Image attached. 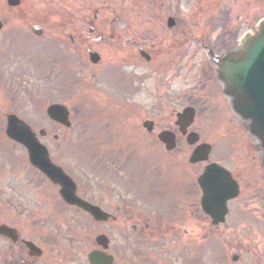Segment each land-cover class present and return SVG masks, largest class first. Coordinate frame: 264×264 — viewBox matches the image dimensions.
Segmentation results:
<instances>
[{
    "label": "rangeland",
    "instance_id": "obj_1",
    "mask_svg": "<svg viewBox=\"0 0 264 264\" xmlns=\"http://www.w3.org/2000/svg\"><path fill=\"white\" fill-rule=\"evenodd\" d=\"M22 2V11L31 8L40 12L48 25L47 29L43 26L45 34L40 38H35L29 26L14 33L12 30L6 31L5 36H0V80H3L1 84L4 91H10L9 95L6 94V98H3L7 99L6 107L2 104L0 106L18 113L36 130L47 127L52 129L53 134L59 133L60 141L51 137L47 143L54 159L76 174L85 187L88 182L91 189L95 190L101 186L108 174L102 168L104 161L101 151H95L104 146L107 137H120L117 141L122 144L127 140L134 141L135 136L131 135L130 130L136 129L135 119L139 123L152 118L158 128L166 127L174 120L172 112L187 104L189 96L209 91L208 86L207 91L203 90L206 82L201 78L199 66L208 63L209 59L196 43L197 37H207L212 45H228L239 35L243 38L264 17V0ZM95 15L98 17L95 18ZM0 16L4 17L5 14ZM168 16L177 19L173 30L175 32L171 33V29L167 27ZM91 28L93 31H90ZM176 34H183L192 40H187L189 43L181 47L183 44L180 41L174 42V38L169 36ZM84 38L90 40V43L84 44ZM139 44L150 50L152 62L141 58ZM89 47L101 53L102 64L90 63L86 53ZM177 61L183 71L176 74ZM4 62L7 64L2 65ZM11 67L13 73L21 78L17 85L14 84V94L10 83ZM55 102L66 104L71 110V130L59 128L47 117V107ZM201 112L206 110L202 109ZM217 120L220 123L216 122ZM227 120L229 116L222 110L211 115L201 113L196 123L206 141L218 143L216 155H225L223 149L227 151L230 146L231 157L237 158L241 165H245L246 171L251 172V160H248L244 152L246 150L253 153L249 147L250 141L245 133L237 131V121L234 120L231 125ZM214 125L218 126L216 131L212 128ZM3 135L8 142L4 131ZM1 141L0 139L2 152L4 146ZM8 150L10 154L3 155L6 161L4 172L7 173L10 169L9 172L13 173H29L31 168L22 163H12L13 157L24 152L15 147ZM190 153L189 149V156ZM184 156H187V151L176 153L172 159L177 162ZM169 159V166H165L167 158L161 157L159 164L163 169L160 167L157 172L159 176L162 173L164 177L171 179L173 191L170 197H161L165 204L173 203L178 211L173 219L169 215L162 216L164 233L158 241L147 239V242H150V255H153L154 250L161 254L171 249H180L181 252L177 251L178 264H223L226 244L231 246L241 242L246 264H264V221L260 220L264 213V201L261 195L256 198L250 195L253 189L264 187V182L257 179H264L261 173L256 171L254 179L242 181L244 192L242 197L231 205L228 226L215 228L199 206L195 180L201 170L187 169L190 171L189 180L184 182L192 190L188 206V200L182 195L183 189L179 187L180 183L175 182L183 178L182 174L171 166V157ZM187 161L188 159L186 163ZM145 185L150 187L151 183ZM150 189L151 187L144 189V198ZM167 209L172 217L175 216V210L170 207ZM147 212H150L149 209ZM193 212H196L195 215ZM80 218L83 226L79 230L84 234V248L73 262L86 261L85 254L90 246L87 242L90 239L88 225L91 223L86 221L84 215ZM185 230H188L187 239H184ZM116 239L117 243H124V239L118 235ZM187 244L190 248L193 247V251L195 248L194 257L195 254L198 255L196 259L193 256L189 258L191 249L189 251ZM134 246L133 250L142 251L139 244ZM117 254L120 263L126 264L129 254L122 250ZM168 259L170 260L167 256L166 261Z\"/></svg>",
    "mask_w": 264,
    "mask_h": 264
},
{
    "label": "flooded vegetation",
    "instance_id": "obj_2",
    "mask_svg": "<svg viewBox=\"0 0 264 264\" xmlns=\"http://www.w3.org/2000/svg\"><path fill=\"white\" fill-rule=\"evenodd\" d=\"M0 14H5L4 19H0L5 24L0 36L9 26H12L13 33L16 30L23 31L27 26H35L38 23L41 24L42 30L43 26L47 29L48 24L40 12L34 15L28 11L21 13L6 6L5 0H0ZM176 36L177 34L171 36L174 38L172 40L180 41L183 44L181 47L186 46L189 43L187 40L191 39L183 34L180 36H183L184 39ZM88 41L90 40L84 38V42ZM175 67L176 72L183 71L180 69L178 61ZM212 71L210 65L204 64L200 72L205 75L208 82H212ZM212 91L210 89L209 93H199L192 101H189L195 106L197 112L201 108L211 114L220 112L221 106H225L221 91ZM5 115H7L6 112ZM1 127L2 121H0ZM169 130L177 135V145L181 149L180 154L185 153L186 149L183 143L187 139L181 134L180 127L173 123L161 129L160 132ZM195 130L192 126L189 132ZM154 133L155 130L148 132L143 137V139L151 140L147 144L149 148H153L156 143L162 145L160 142H156L158 136L156 137ZM10 143L11 147L19 148L24 152H20V155L12 163H25L26 155L20 147L21 145L16 142ZM136 147L139 145L137 144ZM136 147L131 146V150L127 151V147L124 145L100 149L103 152L101 156L104 161L102 168L108 172L106 179L101 182V186H98L97 190L91 189L88 182L86 187L78 188L77 192L82 198L95 206L98 205L103 211L109 212L111 215L109 220L103 222L96 221L90 213L85 212L77 205L73 206L64 202L59 193L60 187L49 182L41 172L32 170L29 173L23 171L13 173V171L9 172L10 169L7 170V173L4 172L6 161L3 155L10 154L7 152L10 147L4 146L3 151H0V264H91L87 261V255L86 261H72L77 259L78 253L81 254L84 248L83 237L79 230L83 226L81 215H84L87 218L86 221L88 220L96 227V238L101 234L110 237L109 253L115 257L113 264H122L117 254L121 250L129 254L126 264H166L167 256L171 260L170 264H178V252L165 253L159 250L161 252L159 254L154 250L153 255L149 253L150 242L148 243L147 239L148 241L149 239L158 241L164 233L162 216L171 215L170 211L167 212L168 209H165L166 207L161 209L159 201H157L158 194H169L167 192L169 188L168 185L159 187L156 170L146 164L145 156H139ZM173 153L175 151L164 152L168 156ZM186 160L187 156H184L179 163L176 162V166L182 170L192 168L203 170L207 166L203 162L188 165ZM69 175L74 180L77 179L76 175L72 176L71 173ZM149 183H151L152 189L149 191V195L144 198V185ZM182 189L183 198L188 200L187 204L190 206L191 187L184 184ZM197 192L199 193L198 190ZM146 207L151 213L147 212ZM170 209L177 210L174 204ZM163 211L164 213H162ZM191 211H193L192 208ZM187 234L188 230H185L184 237ZM116 235L123 238L125 244L117 243ZM135 244H139L142 251L133 250L136 247ZM240 244L241 242L236 245L231 244V246L226 244V257L224 256L222 261H228L231 253L238 252L234 254L239 257V263L233 264H246L243 262L244 249ZM187 247L189 251L190 249L193 251V247L190 248L188 244ZM177 251L181 252L180 249ZM191 251L189 258H191L190 256L195 258V252L191 253Z\"/></svg>",
    "mask_w": 264,
    "mask_h": 264
},
{
    "label": "water",
    "instance_id": "obj_3",
    "mask_svg": "<svg viewBox=\"0 0 264 264\" xmlns=\"http://www.w3.org/2000/svg\"><path fill=\"white\" fill-rule=\"evenodd\" d=\"M214 58L219 68V77L225 84L226 94L233 100V109L249 124L250 131L261 141L264 150V21L253 33H250L239 49L229 50L226 54ZM48 114L60 122L69 124V112L62 105H51ZM10 120L8 135L21 141L28 148L30 161L45 172L53 182L60 183L64 187L66 199L77 202V198L74 199L72 196L68 177L60 168L52 164L47 148L36 139L32 130L23 121L14 117H10ZM228 184L227 179L219 175L214 168H210L200 179V185L205 189L214 185ZM219 190L224 193L215 206H205L206 211L217 221L224 218L227 210L225 209L227 195L232 191L230 187ZM100 259L103 258L97 255L92 257L93 261Z\"/></svg>",
    "mask_w": 264,
    "mask_h": 264
}]
</instances>
